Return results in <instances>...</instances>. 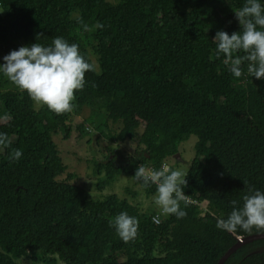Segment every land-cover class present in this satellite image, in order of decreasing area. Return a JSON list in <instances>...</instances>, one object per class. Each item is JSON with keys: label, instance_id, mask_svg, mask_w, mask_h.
<instances>
[{"label": "trees", "instance_id": "obj_1", "mask_svg": "<svg viewBox=\"0 0 264 264\" xmlns=\"http://www.w3.org/2000/svg\"><path fill=\"white\" fill-rule=\"evenodd\" d=\"M244 0H0V50L7 54L61 36L77 43L98 65L85 73L71 112L55 114L0 77V124L9 146H0V264L19 259L54 264H217L237 237L264 233L218 229L230 201L250 189L264 191V80L246 65L233 78L217 58L216 31H239L234 12ZM99 22L102 28L84 31ZM242 53H233L238 55ZM230 61V60H229ZM84 107L102 110L120 124L113 140H137L135 153L107 148L102 188L140 163L155 167L197 137L183 193L207 209L181 202V219L141 211L110 194L91 199L64 163L54 135L69 138ZM83 136L86 125L76 126ZM21 151L13 162L9 153ZM112 157H114L112 159ZM174 169V167H173ZM140 185L139 182L135 181ZM153 195L155 186L144 188ZM121 211L138 220L137 234L122 241L109 226ZM29 254H32L29 257ZM225 264H264V240L237 250Z\"/></svg>", "mask_w": 264, "mask_h": 264}, {"label": "clouds", "instance_id": "obj_2", "mask_svg": "<svg viewBox=\"0 0 264 264\" xmlns=\"http://www.w3.org/2000/svg\"><path fill=\"white\" fill-rule=\"evenodd\" d=\"M234 15L239 31L231 34L224 30L216 31L212 38L215 55L217 58L223 56L226 64L230 60L228 71L233 78H240L241 66L246 65L248 77L264 80V0H244ZM81 26L88 32L103 27L99 22ZM40 36L36 35V42L20 46L0 57V77L6 78L36 105L52 113L71 112L74 93L84 88L85 73L94 71L96 65L80 51L77 43H69L63 37L56 36L50 44H42L37 42ZM9 143L7 134L0 132V146L7 148ZM20 157L18 148L9 153L13 162ZM132 178L142 188L155 186L151 199L159 209L160 216L171 215L181 219L186 215L181 207V202H186V195L183 194L186 177L181 170L169 168L166 164H162L159 169L146 168L140 164ZM230 205L231 211L226 218L217 219L218 229L229 232L237 228L243 231L253 228L264 230V191L250 189L240 198L239 204L232 200ZM153 220L159 222V216H154ZM109 226L114 228L122 241L128 242L137 234L138 220L121 211L109 220Z\"/></svg>", "mask_w": 264, "mask_h": 264}, {"label": "rangeland", "instance_id": "obj_3", "mask_svg": "<svg viewBox=\"0 0 264 264\" xmlns=\"http://www.w3.org/2000/svg\"><path fill=\"white\" fill-rule=\"evenodd\" d=\"M5 52L0 50V57H3ZM2 62V60H0ZM94 63V61H92ZM95 64V63H94ZM96 70L99 71L97 64ZM230 65V61L228 62ZM8 120V115L0 105V124ZM106 122V113L99 109L84 107L81 114L74 118V129L69 138L61 132L53 136V140L58 146L59 152L69 171L76 174L77 181L82 183L91 199H103L110 194H116L120 199H126L129 203L137 206L144 213L159 212V209L152 203V195H148L144 188L136 184L135 180L126 175H120L113 183L99 190L97 188L98 181L104 177V174L97 175L96 165L105 162L107 148H112L126 154L135 153L137 148V140L118 142L113 140L115 131L118 130L120 124L108 122L107 128L103 127ZM80 123L86 125V131L89 133L83 136L76 128ZM197 137L191 135L188 139L180 143L177 156L168 160L175 168L181 170L184 174L190 168L191 162L195 157V144ZM114 157H112L113 159ZM32 254H29L31 257ZM54 264H65L57 257H53ZM18 264H44L39 260L19 259Z\"/></svg>", "mask_w": 264, "mask_h": 264}, {"label": "water", "instance_id": "obj_4", "mask_svg": "<svg viewBox=\"0 0 264 264\" xmlns=\"http://www.w3.org/2000/svg\"><path fill=\"white\" fill-rule=\"evenodd\" d=\"M177 156V154L175 155ZM174 156V157H175ZM264 240V233L251 234L245 237H237L236 242L224 253L217 264H225V262L240 248L252 242Z\"/></svg>", "mask_w": 264, "mask_h": 264}, {"label": "built area", "instance_id": "obj_5", "mask_svg": "<svg viewBox=\"0 0 264 264\" xmlns=\"http://www.w3.org/2000/svg\"><path fill=\"white\" fill-rule=\"evenodd\" d=\"M140 164H144V166L146 167V168H152V169H159L160 167H155L153 164H151V163H149V162H146V163H140ZM139 164V165H140ZM162 164H166L169 168H172L173 169V167L170 165V163L168 162V161H165V162H163ZM161 164V165H162ZM138 165V166H139ZM184 194V193H183ZM185 195V194H184ZM186 203H188V204H192V205H197V206H199V207H201L203 210H206L207 209V206H206V204H200L196 199H193V198H191V197H189V196H187L186 195ZM155 216H159V222H155L154 220V222L156 223V224H160V222L162 221V217L163 216H160L159 215V213H157ZM154 217V216H153Z\"/></svg>", "mask_w": 264, "mask_h": 264}]
</instances>
